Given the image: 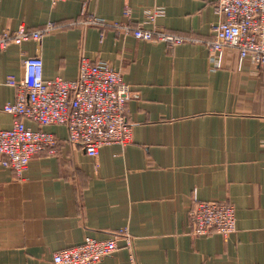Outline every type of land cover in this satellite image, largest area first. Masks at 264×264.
I'll return each mask as SVG.
<instances>
[{"label": "crops", "instance_id": "0c3cea01", "mask_svg": "<svg viewBox=\"0 0 264 264\" xmlns=\"http://www.w3.org/2000/svg\"><path fill=\"white\" fill-rule=\"evenodd\" d=\"M216 0H0V34L77 19L83 13L197 38L222 21ZM164 14L150 21L149 12ZM129 12V15L126 14ZM40 56L44 78L76 80L82 58L104 62L130 86L126 116L132 142L92 158L68 140L64 125L43 130L56 154H38L21 178L0 166V264H51L56 252L88 237L127 230L136 264H264V68L239 66L227 51L221 67L200 43L169 48L98 27L73 28L41 42L0 49V80L24 75ZM17 90L0 86V130L12 127L4 106ZM33 130L39 126L26 121ZM194 198L225 202L236 232L193 236ZM123 240L100 264H132Z\"/></svg>", "mask_w": 264, "mask_h": 264}, {"label": "built area", "instance_id": "2783aa9c", "mask_svg": "<svg viewBox=\"0 0 264 264\" xmlns=\"http://www.w3.org/2000/svg\"><path fill=\"white\" fill-rule=\"evenodd\" d=\"M50 1L55 4L60 0ZM215 8L222 21L207 38L131 23L113 24L83 13L81 17L66 22L3 32L0 34V49L20 46L28 41L41 42L45 36L58 31L98 27L146 42H163L169 48L184 43L203 44L211 62L218 68L222 66L227 51L236 52L239 66L248 62L264 68V0H216ZM163 14V8H157L149 12V19L154 20ZM23 69L21 79L9 76L5 81L0 80V86L5 84L17 90L15 102L4 106V111L13 117V124L8 130H0L2 168L12 170L17 178H21L36 155L56 154L55 136L43 130L49 125L66 126L69 142L92 158H96L104 146H127L132 142L133 126L126 116L131 89L121 72L107 63H93L82 58L76 80H46L40 56L24 59ZM26 121L40 129L33 130ZM188 224L193 236L216 233L228 239L236 232L235 208L225 202H205L194 198ZM119 240L125 242L131 253V262L136 264L132 237L127 230H121L107 240L88 237L79 246L56 252L51 264H100L118 250Z\"/></svg>", "mask_w": 264, "mask_h": 264}]
</instances>
